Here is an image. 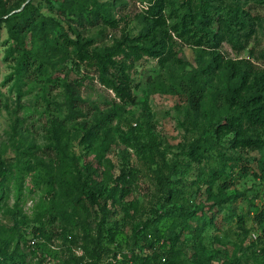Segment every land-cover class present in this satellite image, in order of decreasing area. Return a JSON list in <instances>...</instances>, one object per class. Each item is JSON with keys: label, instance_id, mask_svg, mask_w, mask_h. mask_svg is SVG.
Instances as JSON below:
<instances>
[{"label": "rangeland", "instance_id": "rangeland-1", "mask_svg": "<svg viewBox=\"0 0 264 264\" xmlns=\"http://www.w3.org/2000/svg\"><path fill=\"white\" fill-rule=\"evenodd\" d=\"M24 8L46 22L23 34L30 72L9 26ZM240 10L245 17H235ZM201 14L215 18L211 33ZM228 64L246 74L240 101L264 92V0H0V227L9 252L32 264L73 255L126 264L124 253L152 252L157 225L172 234L169 246L178 235L180 264H205L198 250L210 264H264V225L254 220L264 206V127L224 93ZM198 70L200 112L186 94ZM46 167L69 178L67 170L93 169L110 213L66 202L75 222H51L58 196ZM213 171L232 187L210 184ZM117 186L126 194L114 195ZM195 204L206 222L174 228L177 214L194 217ZM42 227L56 237L36 232Z\"/></svg>", "mask_w": 264, "mask_h": 264}, {"label": "trees", "instance_id": "trees-1", "mask_svg": "<svg viewBox=\"0 0 264 264\" xmlns=\"http://www.w3.org/2000/svg\"><path fill=\"white\" fill-rule=\"evenodd\" d=\"M80 8H82L80 6ZM10 10L9 12H11ZM236 14L235 17H245V11L240 10ZM15 18L12 19L9 23L10 26V32L11 37L15 39L17 42H19L24 50V54L20 57V64L21 67L26 71L30 72L31 68L33 67L32 62L30 59L26 60L27 53H29V50L27 48V42L24 38L23 34L27 30H33L35 33L38 31V29H42L45 26V20H36L35 15L32 12H28L27 8H24L22 12L14 15ZM13 16V17H14ZM204 16V14H201L199 16V21L205 23V27L207 29L208 33H211L213 31V26L215 25V18L209 17L208 19ZM42 63V62H41ZM40 63V64H41ZM199 71V70H198ZM195 71L192 73V83H190L186 88V94L188 95L189 103L192 107V109L196 112H200L203 109V106L205 104V86L202 83V78L199 79L202 74H200V71ZM244 71L236 70L234 64H228L226 68H224L223 73L221 74L223 78V89L224 93L230 99L232 103H234L235 100L240 101L238 95V89L239 85L246 80ZM75 96L74 92L70 94L71 99ZM239 96V95H238ZM239 99V100H238ZM239 104H242L244 107V113L248 115L250 118V121L252 124H258L262 127H264V92H251L246 98L240 101ZM243 113V112H242ZM242 116L239 114L238 119H241ZM225 121V118H224ZM61 162V161H60ZM63 162H66V160H62L60 170L63 172V168H65V164ZM238 166L239 164H235ZM3 167V162L0 161V169ZM47 171V178H48V184H49V190L50 192H54L56 196H58V200H53L52 205L50 208H53L52 216L53 220L51 222H55V220L67 217L66 214V206L64 205L66 202L70 203V205L75 208L78 212L81 210H90V209H96L100 208L103 212V219L106 218L108 213H110V210L108 208V202L104 199V186L102 180L99 178V176L93 175V169L90 168V171L82 177L81 174H77L74 171L67 170L68 172L65 174L71 175V178L68 176L62 177L59 176L57 173L54 172V169L52 167H46ZM65 172V171H64ZM0 196L3 193L4 190V178L0 172ZM222 179V172L213 171L212 173V180L209 181L210 184L214 183V181L220 180L219 183L220 190L222 192H225L228 188L232 187L233 185V178H227L225 180ZM116 190L113 192L118 193L117 191L121 192L122 195H125L127 192L126 186H117L115 187ZM195 211L196 213L199 212L197 215L195 213L194 217L189 219V216L192 215L188 213L181 212L177 214L178 217H181L183 219V222L176 221L174 224V228H177L180 226L181 223H183V228L187 227H193L191 225V222L194 220H198L199 222H206V219L200 218V215L202 213V210L204 209L202 205L195 204ZM159 212L156 211V214ZM171 215H175V213H171ZM162 215H159L157 217V220H160L162 218ZM165 216V215H164ZM176 216V215H175ZM69 221L75 222L73 218H69ZM254 220L258 224L264 225V206L258 209V211L254 215ZM241 222H245V218H241ZM244 231L246 233H249V229L245 226H242ZM197 228V227H196ZM36 232H44V235L48 239H52L56 237V234H53L52 232H48L45 229L42 228H36ZM153 234L155 236L154 241L152 244H150V248L152 252L147 253H139L135 252L134 250L124 253V261L126 264H180V257H181V250L177 248L178 243V235L175 238L173 242H171L170 246L168 245L169 240L172 238V234L168 235L160 230V228L157 225H153L152 227ZM112 239L115 238L116 233L114 231L111 232ZM3 235H6L5 232H3L2 227H0V264H32L28 261L27 257L24 254H16L15 252L10 253L9 249L7 248V245L4 244ZM58 236H61V234H58ZM180 236V234H179ZM38 243V242H37ZM38 245V244H37ZM196 246V245H195ZM194 246V247H195ZM261 251L264 254V246L261 248ZM197 255L201 257V260L205 264L211 263L212 257H207L203 252L198 250ZM133 262V263H132ZM65 264H80V260L77 256H72V259L65 261ZM86 264H97L96 262H89ZM226 264V263H224ZM233 264V263H228Z\"/></svg>", "mask_w": 264, "mask_h": 264}]
</instances>
